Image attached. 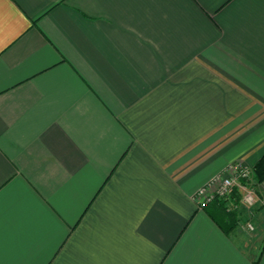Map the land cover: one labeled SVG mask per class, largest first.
Listing matches in <instances>:
<instances>
[{"label": "crops", "instance_id": "0c3cea01", "mask_svg": "<svg viewBox=\"0 0 264 264\" xmlns=\"http://www.w3.org/2000/svg\"><path fill=\"white\" fill-rule=\"evenodd\" d=\"M263 155L264 0H0V264H264Z\"/></svg>", "mask_w": 264, "mask_h": 264}, {"label": "built area", "instance_id": "2783aa9c", "mask_svg": "<svg viewBox=\"0 0 264 264\" xmlns=\"http://www.w3.org/2000/svg\"><path fill=\"white\" fill-rule=\"evenodd\" d=\"M259 185L252 166L242 161L232 162L200 187L195 199L200 208H205L216 199H224L227 210L237 212L239 224L253 231V210L264 205Z\"/></svg>", "mask_w": 264, "mask_h": 264}, {"label": "trees", "instance_id": "16d2710c", "mask_svg": "<svg viewBox=\"0 0 264 264\" xmlns=\"http://www.w3.org/2000/svg\"><path fill=\"white\" fill-rule=\"evenodd\" d=\"M255 178L258 183L264 180V155L255 165ZM210 204L215 208V214H213L214 219L221 227L225 228L227 232L231 231L237 226V224H239L240 219L237 212L227 210L224 199H216L208 205ZM207 206L205 208H207Z\"/></svg>", "mask_w": 264, "mask_h": 264}, {"label": "rangeland", "instance_id": "374dc122", "mask_svg": "<svg viewBox=\"0 0 264 264\" xmlns=\"http://www.w3.org/2000/svg\"><path fill=\"white\" fill-rule=\"evenodd\" d=\"M261 208H262V207H260V208H256V209L253 210V211H254V216H253L254 223H255L256 215H257L258 211H259ZM254 230H255V229H254ZM253 233H255V232H253Z\"/></svg>", "mask_w": 264, "mask_h": 264}]
</instances>
